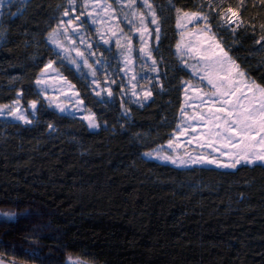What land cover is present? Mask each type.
<instances>
[{
    "label": "trees",
    "instance_id": "trees-1",
    "mask_svg": "<svg viewBox=\"0 0 264 264\" xmlns=\"http://www.w3.org/2000/svg\"><path fill=\"white\" fill-rule=\"evenodd\" d=\"M154 2L162 33L154 48L160 82L147 105L128 104L125 113L60 66L96 113L99 130L50 108L36 85L46 63L57 58L47 35L67 0H28L3 20L0 104L19 96L27 107L30 100L39 103L31 125L0 119V212L30 213L0 216V260L264 264V167L179 168L144 156L166 143L178 123L183 82L191 75L176 54L177 9L193 10L199 0ZM238 2L223 0L225 7ZM245 3L242 19L256 29L241 26L225 45L251 79L264 83V54L255 43L264 8L259 0Z\"/></svg>",
    "mask_w": 264,
    "mask_h": 264
},
{
    "label": "snow or ice",
    "instance_id": "snow-or-ice-1",
    "mask_svg": "<svg viewBox=\"0 0 264 264\" xmlns=\"http://www.w3.org/2000/svg\"><path fill=\"white\" fill-rule=\"evenodd\" d=\"M70 6L74 3V0H69ZM259 5L261 8H264V0H259ZM100 7L98 0L95 5ZM4 7V0H0V9ZM121 7H126L128 11L124 15V19L129 25L132 26L133 34H139V43L140 48L138 49V54L141 59L147 63L149 59L151 60L152 70L158 71L156 58L153 56V50L148 45V40L146 38L151 37L154 33L157 46L161 39V23L157 15V12L154 9V6L149 2V0H127V4L123 3L121 0ZM198 7L201 9H209L207 15L204 11H183L182 9H177L178 16L188 21L195 20L197 24L200 21L205 22V28L201 29L202 41L197 42V46L194 48H189V44L184 42L183 34L181 35V40L176 43L177 55L181 57V62L185 64L188 68L192 70V73L197 74L196 78L200 81H206L208 86L212 89L211 92L204 93L198 84H192L189 81H184L183 83L187 85L185 92L191 90L195 93H199V98L201 103L211 102L213 107L207 109V119L205 117H199L200 122L204 125L200 140L202 141L201 147H204L205 144L208 148H214L216 153H220L222 157H227L230 163L225 164L222 159L213 157L208 159L207 157L200 156L196 158H189L185 160L184 158L170 156L167 153L162 151L163 146H158L157 150L149 151L144 153L146 156H156L159 159L171 160L173 163L185 164V163H212L220 164L222 167H232L236 168L240 164H256L260 162L259 166L264 167V83H258L254 79H250L247 76L246 71L242 70L240 65L235 59L230 55V52L225 49L224 44L216 38L215 34L208 35L212 33V26L209 21V16L219 18L217 27L221 29L222 32H231L235 37L238 34V29L241 26L250 27L254 31L256 29V24L248 23L245 24L241 16V11H246L248 5L245 3V0H239L237 7L232 6H223V0L220 4L213 5L211 0H208L207 3L201 4ZM255 7V4H253ZM111 6L104 8L105 14L112 15L114 9L110 12L109 9ZM142 9L147 10V15ZM72 11H75V7H72ZM2 14V13H0ZM64 16H69V12L65 9ZM81 15H85L81 13ZM91 13L85 15V19L88 16H91ZM133 19H129V17ZM115 19V16H113ZM80 21V16H76L74 19L69 18L67 20L68 25H72L75 29L73 35L79 36L80 29L83 27V21ZM92 22L96 23V18L93 17ZM102 24L103 21H100ZM149 23L153 26L149 30ZM177 23L179 24V18ZM65 24L64 20L60 21V24L57 25V28H54L49 33V39L51 42L57 46L56 55L58 57H63V59H71L72 64H75L76 67H80V64H77V59L81 60V63L87 64L88 68L92 71V90L97 96L101 92H105L108 97L113 95V90L109 86L105 88L100 86V81L95 77V69L91 64H88V57L85 56V53L81 51L80 47L76 46V41L72 40L71 36L68 35L67 27L63 28V31H58L57 29L61 28ZM139 25L136 27V25ZM260 35L255 39V43L261 48H264V23L259 24ZM99 31V29H97ZM117 31L120 33V37L125 40V45L121 48L120 39L115 40L117 48H121V55L125 58V63L131 62V56L133 52L132 48V37L126 35L122 29L117 28L116 31H112L108 36L103 32H100L97 45L103 47L112 43L111 37L116 36ZM63 35L65 39L71 42L70 47H65V44L59 39ZM86 38L80 37V45H85ZM201 44L207 45L206 51L210 53V58L208 56H203V75H199V72L202 71L198 69L196 65L188 64L187 60L183 59L184 55H193V53L200 54ZM88 56L96 57L97 53L93 51V45L91 42H87ZM229 49L235 47L234 44L228 45ZM111 51V48L107 49ZM73 52L75 57L73 58ZM100 57H103V53L99 54ZM55 61H49L45 65L46 71ZM96 64L102 65V60L97 59ZM158 79V77H157ZM107 83V77L105 78ZM37 85L41 86V90L44 92L43 99L46 100L48 104H55V107L58 108L61 112L66 111V107L62 103H55L56 97H48L46 89L43 87L47 81L37 80ZM65 83L69 88L75 87L65 78ZM111 83L115 84L114 80ZM123 83V82H121ZM119 88L120 85H117ZM162 87V84H161ZM132 92L131 96L136 97L137 93L135 91L136 85H131ZM99 89V91H97ZM22 94V91H21ZM152 96L151 91H143L142 99H137V103H142L144 100H147ZM207 97L208 100L205 101L203 97ZM73 97L77 99V103L83 104L82 100H79V93H73L71 97H66V99L71 100ZM122 98V97H121ZM187 98V97H186ZM39 101L36 99L30 100L28 102L30 110L35 113L37 110V105ZM219 103L220 107H214ZM5 109L7 110L5 112ZM29 109H24L20 106V101H13L11 105L0 104V116L8 115L13 116L18 120L23 121L26 124L32 123L29 119L26 112ZM130 110L126 109L125 112ZM181 115L187 116V112L181 109ZM85 119L88 121L89 127H99L95 119V113H92L89 116H86ZM190 122L197 120V116H192L189 118ZM49 128H53L52 124L48 125ZM187 132V129L184 130ZM183 135V133H181ZM195 139V136L193 137ZM169 145L173 144V140L168 141ZM18 215H30L28 209H24L22 213H16L12 211L0 212V216L6 217L9 220L16 218ZM0 264H4L3 260H0Z\"/></svg>",
    "mask_w": 264,
    "mask_h": 264
},
{
    "label": "rangeland",
    "instance_id": "rangeland-1",
    "mask_svg": "<svg viewBox=\"0 0 264 264\" xmlns=\"http://www.w3.org/2000/svg\"><path fill=\"white\" fill-rule=\"evenodd\" d=\"M27 1L28 0H4V7L0 9V13H2L0 14V45L4 42L5 37H6L4 25L2 23L3 20L7 18L8 16L15 15L21 12L25 4L27 3ZM98 2L101 5L100 7L95 6L97 3V0H74V3L70 6L69 0H67L66 6L58 20V23L56 24L54 28H57V25L60 24L61 20L65 21V24L57 30L62 32L63 28L67 27L68 35L71 36L72 40L76 41V46L80 47L81 51H83L85 53V56L88 57V64H91L93 68L95 69V77L96 79L100 81V86L105 88V90L107 89V87L110 86L113 90V95L111 97H108L105 94V92H101L100 95L97 96L95 92H93L92 85H91L92 71L88 68L87 64L81 63V60L75 57L74 52L72 54L73 58L77 59V64H80V67H76L75 64H72L71 59H63L62 56L61 57L57 56L56 60H54L55 63H53L51 67L48 68L46 71H43V72L41 71L37 78V80L39 79L42 81H47V83L43 86L46 89L47 96L56 97L55 103L64 104L67 110L64 112H61L58 108L55 107V104L47 103L50 108L54 109L55 111L61 114L78 118L84 121L88 127H89L88 121L85 119V117L95 112L87 106L82 96L81 90L68 76L65 75V73L62 71L60 67L61 65H67L70 68H72L75 71V74L77 75L79 80L83 84H85L96 97H98L102 101L107 102V103L108 102L109 103L110 102L120 103L124 109V112L127 109L128 104H135L138 106L147 105L153 97V89L160 82V76H159L160 67H159V63L157 59L156 61H157L158 71H153L151 60L149 59V61L145 63V61L141 59L140 55L138 54V49L140 48L139 34L138 33L133 34L132 26L129 25L127 21L124 19V15L128 11V9L126 7H121V0H98ZM149 2L154 6L155 11L157 12V7L155 5L154 0H149ZM207 2L208 0H199V3L195 9L193 10H183L182 9V10L189 11V12L203 10L205 15H207L208 12L210 11L209 9L207 8L201 9L200 7H198L199 5L205 4ZM211 2L213 3V5L221 3L220 0H211ZM123 3L126 5L127 0H123ZM138 3H139V0H138ZM109 5L111 6V8L109 9L110 12L112 11V9L115 10L112 15H107L105 14V11H104V8ZM72 7H75L74 12L72 11ZM65 9L68 10L69 16L63 15ZM142 10L147 15V10L146 9H142ZM81 13H84L85 15H87L88 13H91L92 15L88 16V18L85 19V15H81ZM76 16H80V21H83V27L80 29L79 36L73 35V32L75 31V29L72 27V25L67 24V20L69 18L74 19ZM113 16H115V19L113 18ZM93 17L96 18L95 24L92 22ZM178 18H179V24L177 23ZM129 19H133V17L130 16ZM218 20L219 18L213 19V17L209 16L208 23H210L212 26V33H208V35L215 34L216 38L220 41V43L224 44L225 49L228 50L225 44H227V42L231 40L232 33L222 32L221 29L217 27ZM80 21H77L76 23H80ZM100 21H103V23L101 24ZM138 26L139 25L137 24L136 27ZM148 27H149V30L153 28V26L150 23ZM117 28L122 29L126 35L132 37L133 52H132L130 63H125V58L124 56L121 55V48H123V46L125 45V40L122 37H120L119 31H117L116 36L111 37V41H112L111 44L105 45L103 47H99L97 45L100 32H103L106 36H108L112 31H116ZM176 28L179 34L178 41L181 40V35L183 34L184 42L188 43L189 48L191 49L197 46L198 41H202V33L200 30L205 28V22L200 21L199 24H197L195 20L190 22L188 20L180 18L177 13ZM97 29H99V31H97ZM49 33L47 35V41L56 52L58 50L57 46L54 45L49 39ZM80 37L86 38L85 45L83 46L80 45ZM118 38L120 39L121 48H117L115 44V40ZM59 39L65 44V47L71 46V42L65 39L63 35H61ZM146 39L148 40V45L149 47L152 48L153 56L155 57L154 48L157 42L155 40L154 33L152 34L151 37H148ZM87 42L92 43L93 51L97 53L96 57L88 56V50L86 47ZM108 48H111V51H108L107 50ZM206 48H207V45L201 44L200 54L193 53V55L191 56L189 55L183 56V59L187 60L188 64L196 65L198 69L202 70L199 72V75L204 74L203 56H208L210 58V53L206 51ZM100 53H103V57H100L99 55ZM259 53L264 54V48L260 47ZM176 54H177V49H176ZM177 56L179 58L180 63L188 70V72L191 75V77L187 79L186 81H189L192 84H198L204 93L211 92L212 89L208 86L207 82L206 81L202 82L198 80L196 78L197 74L192 73V70L181 62V57L179 55ZM97 59L102 60V65H98L95 63ZM48 63H46V65ZM241 69L244 70L242 67ZM43 70H45V66ZM106 77H107V83L105 82ZM65 78L68 82H70L75 87L69 88L68 85L65 83ZM112 80H114L116 83L115 84L111 83ZM132 84L136 85V89H135L137 93L136 97L131 96V92H132L131 85ZM117 85H120V87L118 88ZM186 87L187 85L184 84L183 104H182L181 109L187 112V116L182 117L181 112H180V116L178 120L179 123H177L178 124L176 125L177 128H175L173 134L175 135L174 137L180 139L179 142L180 143L182 142V144H184V141H185L184 139L189 138L190 140H193L194 139L193 137L195 135L194 140L196 141L195 144L198 149L196 147L195 149L191 148V145L190 146L184 145L185 148L182 150L184 152L183 155L185 156L193 155L194 157L204 156V157H207L209 160L212 159L213 157H216L218 159H222L225 164L230 163L227 157H222L220 153H216L214 148H208L206 144L204 147H201L202 141L200 140V135H201V131L204 125L200 122L199 117L203 116L205 117V119H207V115H206L207 109L209 107H213V105L211 104V102L201 103V99L199 98L200 94L195 93L191 90H188L186 93L185 92ZM37 89L43 97L44 92L41 90V86L37 85ZM97 91H99V89H97ZM143 91H151L152 96L149 97L147 100H144L142 103H137L136 102L137 99H142ZM77 92L79 93V100H82L83 104L77 103V99L75 97H73L71 100L66 99V97H71L73 93H77ZM203 99L205 101L208 100L206 96L203 97ZM16 100L20 101V106L22 108L29 109L26 112V115H28L32 123L27 124V125L33 124L34 119L37 115V110L35 111V113H33L30 110L29 106L27 107L23 104L20 96L12 100L11 102L3 103V104L11 105L12 102ZM220 106L221 105L217 103L214 107H220ZM37 108H38V105H37ZM6 111L7 110L5 109V112ZM192 116H197V120L190 122L189 118ZM0 119L11 120V121L19 122L22 124H26L23 121L18 120L13 116H8V115L0 116ZM95 119L97 123H99V127H89L91 130H99L101 128V123L99 122V119L96 113H95ZM185 129H187V132L184 131ZM190 131L194 133H191ZM181 133H183V135ZM178 144L179 143H177V145L175 144L174 146V142L172 145H169L168 143H166L165 146L162 147V151L164 153H167L170 156L182 158L179 156L178 151H179L180 145ZM157 149L158 147L155 149L149 150V151H153ZM149 151H146L145 153ZM144 156L148 159L156 160V161H159L165 164L171 163L170 165L175 166V167H178L177 165H180L179 163H173L171 160L159 159L156 156H146V155ZM203 164H205L207 167H212V168H217V169L222 168L221 170H234L241 165H252L253 166L256 164H260V162H257L256 164H240V165H237L236 168L222 167L220 164H212V163H207V162ZM189 167H196V166L189 165L186 168H189ZM199 167H204V166H199ZM66 264H92V263L83 261L74 256H69L67 258Z\"/></svg>",
    "mask_w": 264,
    "mask_h": 264
},
{
    "label": "crops",
    "instance_id": "crops-1",
    "mask_svg": "<svg viewBox=\"0 0 264 264\" xmlns=\"http://www.w3.org/2000/svg\"><path fill=\"white\" fill-rule=\"evenodd\" d=\"M179 123V122H178ZM178 125V124H177ZM177 128V127H176ZM191 132V131H190ZM178 133V132H177ZM191 133H194V132H191ZM176 134V133H175ZM175 135L173 134L172 136H171V138L169 139V140H173V142H174V146H175V144L177 145V143H179L178 145H180V148H179V156L180 157H182V158H184L185 160H187V159H189L190 157L191 158H196V157H194L193 155H188V156H185V155H183L184 154V152L182 151L185 147H184V145H187V146H190L191 145V148H193V149H195V147H196V144H195V140L193 139V140H190L189 138L188 139H184L185 141H184V144H182V142L180 143L179 141H180V139H178V138H176V137H174ZM195 136V135H194ZM168 140V141H169ZM168 141L166 142V143H168ZM182 141V140H181ZM166 143H164L163 145H160V146H165V144ZM191 143V144H190ZM197 148V147H196ZM198 149V148H197ZM188 153H189V151H188ZM200 157V156H199ZM168 163H170V162H168ZM171 164V163H170ZM189 165H194V166H204V167H207L205 164H203V163H187V165H186V163L185 164H180V165H177L179 168H186L187 166H189ZM219 169H222V168H219Z\"/></svg>",
    "mask_w": 264,
    "mask_h": 264
},
{
    "label": "water",
    "instance_id": "water-1",
    "mask_svg": "<svg viewBox=\"0 0 264 264\" xmlns=\"http://www.w3.org/2000/svg\"><path fill=\"white\" fill-rule=\"evenodd\" d=\"M4 264H13V263H9V262L4 261Z\"/></svg>",
    "mask_w": 264,
    "mask_h": 264
}]
</instances>
